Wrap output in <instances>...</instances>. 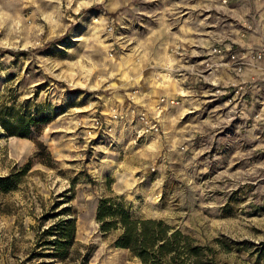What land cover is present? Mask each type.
Returning a JSON list of instances; mask_svg holds the SVG:
<instances>
[{
	"label": "rangeland",
	"instance_id": "374dc122",
	"mask_svg": "<svg viewBox=\"0 0 264 264\" xmlns=\"http://www.w3.org/2000/svg\"><path fill=\"white\" fill-rule=\"evenodd\" d=\"M263 42L264 0H0V116L38 120L24 137L0 123V177L32 164L0 192V264H142L114 245L119 230L100 231L107 196L209 245L216 264H264V74L211 53ZM165 67L179 79H157ZM233 82L247 85L237 104ZM162 97L180 103L157 109ZM142 110L161 113L159 133L139 137ZM70 217L61 259L49 232Z\"/></svg>",
	"mask_w": 264,
	"mask_h": 264
},
{
	"label": "trees",
	"instance_id": "16d2710c",
	"mask_svg": "<svg viewBox=\"0 0 264 264\" xmlns=\"http://www.w3.org/2000/svg\"><path fill=\"white\" fill-rule=\"evenodd\" d=\"M37 122L34 117L14 108L9 109L7 116L5 113L0 116L5 132L20 137L29 135ZM31 168L32 164L28 163L10 175L0 177V192L15 190ZM96 219L100 231L105 234L119 230L114 245L128 249L142 264H216V256L209 245L200 244L196 238L163 220L133 218L119 196L102 198ZM52 230L50 235L59 236L52 242L53 246H58L59 253L53 254L66 259L76 243V217L60 220Z\"/></svg>",
	"mask_w": 264,
	"mask_h": 264
},
{
	"label": "built area",
	"instance_id": "2783aa9c",
	"mask_svg": "<svg viewBox=\"0 0 264 264\" xmlns=\"http://www.w3.org/2000/svg\"><path fill=\"white\" fill-rule=\"evenodd\" d=\"M227 1L228 0H223V3H227ZM113 22L114 19H112V24L109 25V31H112L114 29ZM181 50V45H178L176 48L177 55H181L184 53L183 50ZM211 53L218 58L220 65L228 68L229 70H232L237 75H241L248 67L251 66L261 69L264 73V42L257 49H245L239 51L235 49L233 45H213L211 47ZM181 74L182 68L180 67H165V71L158 75L157 79L162 82H168L169 80L179 77ZM246 86L247 85L245 82L231 83V85H229L224 91V94L227 97V102L229 104L239 103L246 93ZM179 103L180 100L176 97H162L159 104L162 106L158 105L157 109L164 108V104L176 105ZM132 112L136 114V108H132ZM137 114L138 118L143 124L138 132L139 137L143 136L144 134H155L160 132V120L158 118L160 117L161 113H158L155 118H149L145 110L137 111ZM120 116V114H114L113 118H118ZM92 122V129L97 130L104 129V124H106L105 120L101 119L99 116H95L92 119ZM89 131L95 132V130Z\"/></svg>",
	"mask_w": 264,
	"mask_h": 264
},
{
	"label": "crops",
	"instance_id": "0c3cea01",
	"mask_svg": "<svg viewBox=\"0 0 264 264\" xmlns=\"http://www.w3.org/2000/svg\"><path fill=\"white\" fill-rule=\"evenodd\" d=\"M249 46V45H248ZM185 47V46H184ZM249 68V67H248ZM252 68V67H251ZM256 68V67H255ZM261 70V69H260ZM255 72H257V71H255ZM262 72V74H264L263 73V71H261ZM173 84V83H172ZM263 85H264V83H263ZM161 89L160 90H162V91H164V93L163 94H170V95H174L175 94V91H176V85H175V83L171 86V87H168V86H163V87H160Z\"/></svg>",
	"mask_w": 264,
	"mask_h": 264
}]
</instances>
